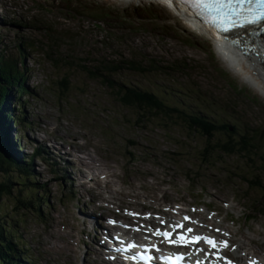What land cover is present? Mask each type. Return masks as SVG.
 Listing matches in <instances>:
<instances>
[{
  "label": "rangeland",
  "instance_id": "rangeland-1",
  "mask_svg": "<svg viewBox=\"0 0 264 264\" xmlns=\"http://www.w3.org/2000/svg\"><path fill=\"white\" fill-rule=\"evenodd\" d=\"M177 13L173 5L168 3L165 5L156 0H0V47L16 56L17 45L23 42L24 62L30 71L26 81L28 92L20 96V99L25 101L28 114L19 111L21 107L19 105L15 115L25 118L28 122L33 117L27 127L28 130H33L40 127V124L35 122L37 116L42 115L44 110L58 105L67 113H75V121L94 134L112 135L118 142L125 140L122 138L123 135L129 134L137 140L134 147L138 149L155 148L164 156L172 160L177 159L179 164L196 165L199 163L197 159H202L200 152L203 148L199 147L205 142L199 133L192 134L181 123L173 125L170 131L149 122L134 123L135 110L122 106L110 85L100 78H90L77 66L80 62L79 57H89L92 61L112 58L113 53H119L127 59L146 58L142 70L124 67L109 75L114 81L149 89L170 105H177L190 111H201L215 122L236 127L235 132L230 133L234 139L242 136L246 140L253 138L252 141L256 144L261 143L259 152L251 155V160L256 162L254 164H259L260 152L264 156V97L243 77L228 69L216 53L211 34L197 28L191 19L184 15L174 17ZM45 53L56 57V61ZM149 60L159 64L157 68L161 70L163 69L161 67H171L165 68L164 72H158L159 69L147 66ZM64 76L68 78V84L67 88L62 90L56 86ZM15 99L13 96V100ZM15 103L16 101L12 103V107ZM42 118L44 122L51 120L56 124L60 123L50 114ZM22 123L23 121L16 125L22 126ZM20 132L17 133L20 135ZM226 133L217 132L214 139L225 140L229 136ZM58 134L62 137L58 139L59 141H68L71 144L72 136L66 139L70 134L67 128L58 131ZM46 135L54 137L53 134ZM75 135L78 141L85 140L81 137L82 134ZM257 137L261 139L260 142H255ZM164 148L178 149L183 155L178 159L180 155L170 156ZM4 150L10 155L8 147H4ZM82 150L91 151L100 158L110 155L112 151L98 144L90 147V151L87 148ZM250 154L251 152L245 156ZM77 155L74 154L75 158L72 159L74 165L84 168L80 165ZM93 157L95 159L93 165L100 166V161L94 155ZM223 159L204 164L206 172L211 175H228L229 168H233L227 167L226 165H230L228 163L243 165L245 162L244 157L228 156L225 157V161ZM122 169L126 170L119 173L122 181L126 184H135L136 191L143 195L136 198L124 195L131 203L130 207L139 209L141 202L148 206L154 203L155 197H159L158 200L165 198L178 200L180 194L177 192L166 195L154 193L148 188L149 184L143 174L134 166L130 165L128 168L124 166ZM248 170V177H252V172H256L258 177L264 178V171L259 172L255 167L249 166ZM82 171L86 173V176L84 175L86 184L90 185L91 173L94 171L97 174L98 170L93 168L91 172L84 168ZM80 174L81 171L77 172L75 184L66 190L63 185H59V180L46 179L47 188L44 193L49 202L35 211L36 208H20L19 205L17 209L13 208L17 198L27 199L33 190L30 185L23 184H27V180L21 174L13 170L9 173V177L14 181L13 193L0 199V216L11 223L12 237L19 236V241L24 237L26 242L33 244V253L43 256L42 263H46L50 258L43 250L56 260L52 264H64L65 254H68L70 259L80 260L84 255L85 246L93 245L89 242L91 235L81 238V235L75 232V249L71 254L69 253L71 242L56 231L66 233L69 230L68 223H72L76 212H85L93 208L94 200L96 204L103 205L102 201L96 198L108 196L107 189L117 190V178L106 174L100 178L104 185L107 183L106 188L94 189L91 194L85 193L79 185ZM237 175L235 173L231 178L246 186L248 178ZM37 180L43 181L40 176ZM215 182H218L215 185L217 192L227 198L232 196V191L221 183V178ZM95 183L99 186L97 182ZM251 183H254L253 179ZM165 187L170 192L174 191L171 187ZM250 193L253 196L264 195V191L258 186L250 188ZM256 204L264 207L263 202ZM244 205L247 213L254 210L255 216L259 214L258 221L248 219V223L264 224V214H261L259 208H248V203ZM97 212L100 210H96ZM50 213L53 215V221ZM237 218L245 221L242 212ZM49 222L53 226V237L47 232V228H50ZM231 225L233 229L240 226L239 223ZM239 231L247 236H254L244 224H241ZM239 235L238 233L237 236ZM39 237L47 240L45 247L38 243ZM84 241L89 242L88 245H85ZM238 244L235 243L237 248ZM67 262L71 263V260Z\"/></svg>",
  "mask_w": 264,
  "mask_h": 264
},
{
  "label": "trees",
  "instance_id": "trees-1",
  "mask_svg": "<svg viewBox=\"0 0 264 264\" xmlns=\"http://www.w3.org/2000/svg\"><path fill=\"white\" fill-rule=\"evenodd\" d=\"M22 44L23 42H20L17 45L19 54L17 52L16 56H13L11 53L7 52V50L0 47V199L3 196L12 195L13 193L14 181L12 177H9V173L12 170L27 178H29L30 174L28 168L29 163H25L23 159L9 155V153L4 150V147L7 146L5 137L7 126L12 123L17 124L21 121L24 123V119L19 118V116L12 112L13 109L9 108V101H13V96L16 98L15 100L19 101L21 94L28 92L26 81L28 80L30 71L24 62ZM45 54L53 61H56V57H52V55L48 53ZM112 55L114 56L112 58L92 59V61L89 57H79L80 62H78L77 66L90 78H100L107 85H110L113 89L110 86L109 87L115 93L119 103L124 107L135 110L136 116L134 123L149 122L160 126L165 131H170L173 129V125L181 123L188 131L192 132V134L198 135L199 133L204 138L205 142L203 143V149L201 150V157L202 159L207 160V162H210L209 155H215L216 157H244L245 162L251 167H255L259 172L264 171V156L262 152H260L261 156L258 158L259 164H254L256 162L251 160L252 153L259 152L261 143L256 144L252 141L253 138L246 140L242 136L239 139H234L230 136V133H234L236 130V127L234 126L215 122L201 111H190L187 109H181L177 105H170L149 89L141 88L135 84L114 81L109 75L111 72L114 73L124 67L132 68L134 70H138L139 68L142 70V64L146 58L144 60L135 57H133V59H127L119 53H113ZM63 60L66 61L67 59ZM147 66L157 68L159 64L149 60ZM170 67L171 66L161 67L163 68L162 70L160 68L157 69L160 70L158 72H164L165 68L170 69ZM67 84L68 78L64 76L60 79L56 87L64 90L67 88ZM22 109L21 106V110ZM4 116H6L9 121H7ZM253 128L255 129V127ZM217 132H227L226 134H229V136L225 140L214 139V135ZM260 140L261 139L257 137L255 142H260ZM250 152V156H245V154H249ZM246 158L248 161H246ZM2 175L3 177H1ZM23 184L31 185L28 181L27 184ZM29 200V198L25 201L17 198L16 204L13 205V208L17 209V207H19L17 205H20V208H24L27 205L31 206V203L28 202ZM1 218L0 264H14L13 260L6 254V251L10 248L9 242L2 240L3 234L7 232V223Z\"/></svg>",
  "mask_w": 264,
  "mask_h": 264
},
{
  "label": "snow or ice",
  "instance_id": "snow-or-ice-1",
  "mask_svg": "<svg viewBox=\"0 0 264 264\" xmlns=\"http://www.w3.org/2000/svg\"><path fill=\"white\" fill-rule=\"evenodd\" d=\"M184 2L190 5L203 20L213 23L225 32L229 30V27H243L264 21V0H184ZM186 219L188 218L186 217ZM188 231L191 232L192 229H188ZM157 234H161L159 230H157ZM162 235L168 237L171 234L164 232ZM202 239L213 248L218 246L214 239L208 237L196 236L192 238L196 242ZM180 241L189 242L185 241L183 236ZM171 242L177 243L175 240ZM221 243L227 246L226 241ZM135 246L134 244L131 245V247ZM140 257L145 260H151V257L146 256L144 253H141ZM183 258V254H177L176 256L177 260H182ZM164 259H170V257H165Z\"/></svg>",
  "mask_w": 264,
  "mask_h": 264
},
{
  "label": "bare ground",
  "instance_id": "bare-ground-1",
  "mask_svg": "<svg viewBox=\"0 0 264 264\" xmlns=\"http://www.w3.org/2000/svg\"><path fill=\"white\" fill-rule=\"evenodd\" d=\"M126 1V0H125ZM172 3V2H171ZM172 4H174V3H172ZM175 8H177V14L176 15H174V17L176 16L177 17V15H184L185 17H187L188 19L190 18L191 20L190 21H192L195 25H197V23L195 22V20H194V18L192 17V16H190L181 6H174ZM176 13V12H175ZM180 13V14H179ZM188 27V26H187ZM198 27H200V28H202V29H204V30H206L209 34H211L212 35V40L214 41V43H215V36H214V33L212 32V30H209L208 28H205V27H202V26H198ZM252 65H255V68H256V70H258L259 72H260V74L262 75V76H264V62H260V63H257V62H255V61H252V63L250 64V65H248L247 67H246V69H244V72L243 73H241V72H237V74L238 75H240V76H244V75H247V76H252V73H254L253 71H252ZM233 69H234V71H236V68L235 67H233ZM252 72V73H251ZM250 79V81L251 80H253V81H257L256 79H254V78H251V77H249ZM250 85H251V87H253V88H255V86L256 85H254V83L251 81L250 82ZM72 143V142H71ZM77 149H79V148H77ZM82 152L83 153H86V156L85 157H83L82 159L81 158H79L78 157V161H80L81 163H80V165L81 166H86V167H90V166H93V164L95 163V159H94V157H93V155L91 154V152H87V151H83L82 150ZM71 155H73L74 156V154L71 152ZM77 157V156H76ZM79 165V164H78ZM100 165V164H99ZM114 188V187H113ZM156 198V197H155ZM103 203V202H102ZM154 220H155V217L154 216H151ZM157 221V220H156ZM164 221H160V223H163ZM111 226H114V224H110ZM232 244H234L235 245V243H233V241H230ZM237 245V244H236ZM240 247V243L238 244V248ZM236 246H235V249H238ZM260 262L259 263H254V264H264V260H259Z\"/></svg>",
  "mask_w": 264,
  "mask_h": 264
}]
</instances>
